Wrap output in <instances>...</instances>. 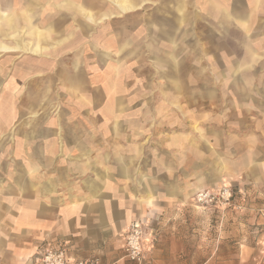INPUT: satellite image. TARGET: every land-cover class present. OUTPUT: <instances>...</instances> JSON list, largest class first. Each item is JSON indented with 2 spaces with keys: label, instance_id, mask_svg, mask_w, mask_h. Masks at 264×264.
<instances>
[{
  "label": "crops",
  "instance_id": "1",
  "mask_svg": "<svg viewBox=\"0 0 264 264\" xmlns=\"http://www.w3.org/2000/svg\"><path fill=\"white\" fill-rule=\"evenodd\" d=\"M89 1L0 2V47L9 48H0V264H41L47 246H66L73 261L133 264L125 254L124 234L136 220L145 225L146 257L153 264H167L150 225L159 205L176 197L187 199L191 186L170 184L169 196L161 198L154 176H138L143 169L141 132L133 121L138 118L122 114L126 74L122 58L114 62V55L129 45L135 43L137 51L138 43L150 41L152 74L165 80L166 91L192 90V43L201 44L202 61L212 62L208 55L214 52L209 74L235 77L238 91H264L253 82L264 70H253L260 55L255 59L252 52L264 46V5L256 7L253 0H195L193 15L189 0ZM144 11H151L149 17ZM62 12L65 20L77 21L78 15L85 24L76 35L63 31L66 36L57 41L52 35ZM115 19L139 25L134 27L139 28L136 36L120 38L109 28L110 33L104 30L94 37L96 42L93 39L95 51L103 49L96 51L98 61L95 53L83 51L66 58L68 62L57 61L77 43H90L94 26ZM193 23L200 27L199 33L194 28V40ZM142 25H150L148 41ZM237 42L246 44V60L255 59L249 69L237 71L239 60L227 67L231 56L216 46ZM200 75L205 87L203 70ZM239 76L244 79L237 80ZM198 90L200 99L208 91ZM65 108L72 115L63 114ZM258 125L264 131V121ZM174 165H163L162 171L174 172ZM185 166L190 171V162ZM263 211L258 216L264 224Z\"/></svg>",
  "mask_w": 264,
  "mask_h": 264
},
{
  "label": "rangeland",
  "instance_id": "2",
  "mask_svg": "<svg viewBox=\"0 0 264 264\" xmlns=\"http://www.w3.org/2000/svg\"><path fill=\"white\" fill-rule=\"evenodd\" d=\"M5 1L0 0L3 4ZM253 1L251 4L256 7L264 5V0ZM188 3L194 15L196 1ZM150 14L151 11L143 12L144 17ZM65 15L64 12L59 15L54 40H62L66 36L63 31L78 34L79 27L85 24L82 16L76 15L77 21H73L65 20ZM136 25L125 19L96 25L90 43H80L72 51L59 54L58 61L68 62L66 58H74L82 51L95 53L98 61L96 51L103 49L93 48L96 37L112 29L113 35L132 39L136 36ZM140 28L150 40V25ZM194 28L199 33L200 27L193 23V40ZM138 44L137 51L133 43L119 56L114 55L115 63L116 57L122 58L126 74L127 92L123 99L126 104L121 108L122 114L138 118L133 121H137L135 127L141 132L143 154L139 169L141 164L143 169L138 176H154L159 182L153 184L159 185L156 187L161 198L169 196L170 184L180 189L191 186L187 199L176 197L170 204L159 205L160 212L152 220L150 227L158 235L161 260L167 264H264V224L258 216L264 208V131L258 129V123L264 121V91H238L235 77L209 74L216 56L209 53L212 62H205V58L202 61L200 43H192V90L166 91L165 80L152 74L150 41ZM245 45L216 44L231 56L227 67L239 60L237 71L249 69L260 55L253 70L263 71L264 46L258 47L259 53L253 49L257 55L249 61L244 58ZM180 46L179 55L183 56V45ZM202 70L208 91L200 99L198 89H205L200 80ZM256 79L254 84L263 88L264 76L257 75ZM62 99L68 102L66 95ZM63 114L72 115V111L65 108ZM189 162L190 171L185 166ZM168 163L175 164L174 172L162 171Z\"/></svg>",
  "mask_w": 264,
  "mask_h": 264
},
{
  "label": "built area",
  "instance_id": "3",
  "mask_svg": "<svg viewBox=\"0 0 264 264\" xmlns=\"http://www.w3.org/2000/svg\"><path fill=\"white\" fill-rule=\"evenodd\" d=\"M264 216V211L262 213ZM125 254L133 264H153L144 250L145 225L139 220L132 222L125 231ZM68 248L45 247L41 252V264H101L98 259L73 261L67 256Z\"/></svg>",
  "mask_w": 264,
  "mask_h": 264
},
{
  "label": "bare ground",
  "instance_id": "4",
  "mask_svg": "<svg viewBox=\"0 0 264 264\" xmlns=\"http://www.w3.org/2000/svg\"><path fill=\"white\" fill-rule=\"evenodd\" d=\"M54 1V0H53ZM91 1V0H90ZM90 1H89V3H90ZM203 1V0H202ZM218 1V0H217ZM262 1V0H261ZM52 2V1H51ZM146 2V1H145ZM54 3V2H53ZM142 3V2H141ZM217 3V2H216ZM224 3V2H223ZM29 4V3H28ZM261 4V3H260ZM35 5V4H34ZM33 5V6H34ZM59 5V4H58ZM140 5V4H139ZM208 5V4H207ZM219 5H221V4H219ZM38 6V5H37ZM71 6V5H70ZM141 6V5H140ZM67 7V6H66ZM112 7V6H111ZM133 7V6H132ZM219 7V6H218ZM221 7V6H220ZM13 8V7H12ZM18 8V7H17ZM44 9V8H43ZM57 9H59V8H57ZM64 9V8H63ZM72 9V8H71ZM125 9V8H124ZM128 9V8H127ZM138 9H139V7H138ZM14 10V9H13ZM61 10V9H60ZM74 10V9H73ZM112 10V9H111ZM18 11V10H17ZM21 11H23V10H21ZM29 11V10H28ZM41 11V10H40ZM66 11V10H65ZM143 11V10H142ZM131 12V11H130ZM12 13V12H11ZM76 13V12H75ZM79 13V12H78ZM112 13V12H111ZM82 14V13H81ZM115 14V13H114ZM29 15V14H28ZM49 15V14H48ZM116 15V14H115ZM127 15V14H126ZM30 16V15H29ZM31 17V16H30ZM16 18V17H15ZM27 18H28V16H27ZM46 18V17H45ZM101 18V17H100ZM28 20H30V19H28ZM188 20V19H187ZM29 23H30V21H29ZM103 23V22H102ZM209 25V24H208ZM33 27V26H32ZM1 29V28H0ZM2 29H4V28H2ZM26 30V29H25ZM32 30V29H31ZM10 31V30H9ZM20 31V30H19ZM6 32V31H5ZM21 32V31H20ZM4 33V32H3ZM9 33H11V32H9ZM14 34V33H13ZM9 36V35H8ZM80 36V35H79ZM47 38V37H46ZM49 38V37H48ZM75 38V37H74ZM77 39V38H76ZM101 40H103V39H101ZM173 40V39H172ZM48 41H51V40H48ZM73 41V40H72ZM9 42V41H8ZM41 42V41H40ZM5 43H7V42H5ZM81 42H79V43H77V44H80ZM69 45H70V43H68ZM67 44V45H68ZM72 44H73V42H72ZM107 44V43H106ZM68 45V46H69ZM110 45V44H109ZM64 46V45H63ZM122 46V45H121ZM50 47V46H49ZM70 47V46H69ZM68 47V48H69ZM1 49H4L5 51H8V49L9 48H6V47H0ZM60 48V47H59ZM63 48H65V47H63ZM62 48V49H63ZM111 48H115V47H111ZM251 48V47H250ZM116 49V48H115ZM17 50V49H16ZM66 50V49H65ZM13 51V50H12ZM61 51V50H60ZM256 51V50H255ZM24 52V51H23ZM50 52V51H49ZM48 52V53H49ZM57 52H59V51H57ZM161 55V54H160ZM54 56H55V53H54ZM35 60V59H34ZM58 61V60H57ZM250 61V60H249ZM245 67V66H244ZM241 68V67H240ZM120 75V74H119ZM118 85V84H117ZM116 86V85H115ZM163 91V90H162ZM202 95V94H201ZM254 96V95H253ZM3 114V113H2ZM7 115V114H6ZM42 150V149H41ZM251 159V158H250ZM30 164V163H29ZM251 165V164H250ZM24 176V175H23Z\"/></svg>",
  "mask_w": 264,
  "mask_h": 264
}]
</instances>
